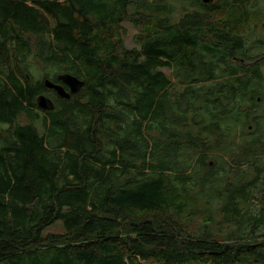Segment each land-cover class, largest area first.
Wrapping results in <instances>:
<instances>
[{
  "label": "trees",
  "instance_id": "trees-1",
  "mask_svg": "<svg viewBox=\"0 0 264 264\" xmlns=\"http://www.w3.org/2000/svg\"><path fill=\"white\" fill-rule=\"evenodd\" d=\"M186 2L0 0V264H264V0Z\"/></svg>",
  "mask_w": 264,
  "mask_h": 264
},
{
  "label": "rangeland",
  "instance_id": "rangeland-1",
  "mask_svg": "<svg viewBox=\"0 0 264 264\" xmlns=\"http://www.w3.org/2000/svg\"><path fill=\"white\" fill-rule=\"evenodd\" d=\"M171 6H172V10H173V19L177 18L178 15L180 13H182L184 10L186 9H190L189 4L186 2V0H169ZM262 12H264V4L261 6ZM258 25V24H257ZM122 31H123V37H124V41L127 47H132L134 45V41H133V36L135 34V28L132 26V24L128 21V20H124L122 22ZM249 32V31H248ZM250 41L253 40H257L260 38H264V29L260 28V26H258L255 29V32H252L250 34ZM30 63V71L31 74L34 76V78L36 79H41L43 78V74H44V68L42 66H40L36 61L33 60H29ZM261 68L264 74V62H261ZM166 72H168L167 69H165ZM264 109V103L262 104V106L260 107V110L262 111ZM19 120L21 122H27V119L24 117V115H20ZM62 230L61 224L59 222H56L53 225L48 226L45 229V232H49V231H53V232H59Z\"/></svg>",
  "mask_w": 264,
  "mask_h": 264
},
{
  "label": "water",
  "instance_id": "water-1",
  "mask_svg": "<svg viewBox=\"0 0 264 264\" xmlns=\"http://www.w3.org/2000/svg\"><path fill=\"white\" fill-rule=\"evenodd\" d=\"M204 2H211L212 0H203ZM58 79L61 80V83H56L50 78H45L44 85L48 88H53L56 93L64 98H69L71 93H76L83 81L77 76L70 74L68 72L58 74ZM66 85L68 90L63 86ZM37 105L42 109H48L53 106L52 100L44 94L37 96Z\"/></svg>",
  "mask_w": 264,
  "mask_h": 264
},
{
  "label": "flooded vegetation",
  "instance_id": "flooded-vegetation-1",
  "mask_svg": "<svg viewBox=\"0 0 264 264\" xmlns=\"http://www.w3.org/2000/svg\"><path fill=\"white\" fill-rule=\"evenodd\" d=\"M51 80H52V79H51ZM53 81L56 82V83H61V84H62L61 80L58 79V74L56 75V78H55V80H53ZM63 86L68 90V87H67L65 84H64ZM50 90H52L51 93L56 92L53 88H50ZM44 95H45V94H44ZM46 96L49 97V98L51 99V96H49V95H47V94H46Z\"/></svg>",
  "mask_w": 264,
  "mask_h": 264
}]
</instances>
